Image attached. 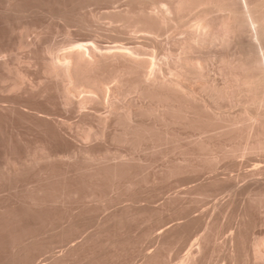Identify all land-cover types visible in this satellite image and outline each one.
<instances>
[{
	"label": "bare ground",
	"instance_id": "obj_1",
	"mask_svg": "<svg viewBox=\"0 0 264 264\" xmlns=\"http://www.w3.org/2000/svg\"><path fill=\"white\" fill-rule=\"evenodd\" d=\"M127 1L121 10L104 16L114 32L152 39L169 28L183 37L169 42L170 50L158 46L157 53L153 47L156 55L152 56L144 45H118L112 40L114 45L102 46L101 35L97 34V40L96 34L79 38L76 32L77 38H73L68 32V48L62 52L58 48L56 53L54 46H41L42 33H35L32 42H24L34 27L25 24L19 26L20 36L15 40L18 48L29 51L26 57L16 56L15 65L7 58L13 53V44L4 42L5 36L0 34V94L10 95L0 99L6 102L0 104V161H5L0 167V189L6 182L24 177L31 180L28 185L25 181L23 191L13 190L15 193L0 197V264H35L45 253L49 257L39 259V264H105L102 255L107 246L116 248L107 251L110 263H127L128 247H118L132 244L136 235L131 231L134 238H130L127 232L132 228L125 232L126 228L134 222L140 223L139 227L145 222L160 224L166 214L172 220V216L187 219L163 226L153 234L156 249L139 253L141 264H169L170 255L187 239L199 218L184 211L187 201L176 194L158 208L152 204L117 207L96 220L94 231L70 244L84 231L99 204H113L123 197L135 202L133 193L143 182L139 180L143 177L140 163L153 161L154 154L162 161L178 162H169L171 165H164L166 168L149 178L153 190L164 181L176 183L177 176L191 168L214 171L223 161H234L237 168L243 158L255 157L251 161L259 163L240 175L245 187L227 186L224 179L211 176L190 188L185 183L187 190L181 192L202 198L222 190L239 197L245 192L242 220L219 248L228 251L229 264H264V230L254 231L264 226V165L259 166L264 162V0ZM70 12L81 31L86 22ZM160 40L156 42L164 45ZM160 51L164 58L157 64L153 57ZM57 111L73 112L76 120L69 124L49 117ZM171 152L177 155L170 158ZM221 201L213 207L216 219L213 215L215 220L203 224L205 232L191 243L193 247L190 245L178 264L207 263L210 246L223 233L218 220L233 204ZM153 229L145 232L149 240ZM68 242L71 246L62 254L52 255L56 245Z\"/></svg>",
	"mask_w": 264,
	"mask_h": 264
},
{
	"label": "rangeland",
	"instance_id": "obj_2",
	"mask_svg": "<svg viewBox=\"0 0 264 264\" xmlns=\"http://www.w3.org/2000/svg\"><path fill=\"white\" fill-rule=\"evenodd\" d=\"M8 1L10 2V3H8ZM0 0V34H2L3 36H5V39H4V42H6L7 44L8 43H10L11 45L13 44V46H11L10 44V46L12 47V52L13 53H11V54H8L6 57L8 58V60L9 61H11L12 63H14L15 65H16V62H15V57L17 56V57H21V58H23V57H26V55H27V53H28V51H29V49L28 48H18L17 47V39H18V37L20 36V30H18V28H20L22 25H25V24H29L31 27H36L35 29H37V30H34V27L29 31V33L27 34V36H25L24 38H23V40H24V42H27L28 40V42H32L34 39H35V33L37 34V33H42V39H41V41H42V45L41 46H43V48H52L53 46H54V48H52L56 53H58V50L59 49H61V50H59V52L61 51H65L68 47H67V42L69 41V39H68V32L70 33V34H72L71 36L73 37V38H77V37H79V38H82V37H88V36H94L95 34V39L97 40L98 38H96V37H99V36H97V34L98 35H101V37H99V39L101 38V42H99V40H98V42L99 43H101L100 45H102V46H109L110 44L111 45H114L113 43H115V44H118V45H128V46H131V45H136V43H137V45L136 46H141L142 45V47H144L145 46V48L144 49H148V47H149V49H148V51H147V53L149 52V54H151V52L152 51H154V52H156V50H157V53H159V47L160 46H164V50H165V48H167L166 50H170V49H172V44L171 45H169V42L171 43L173 40H175L176 39V36H177V38L178 39H180V38H182L183 37V34L182 35H179L178 33H174L173 34V31L171 30V29H169V28H167V29H163L161 32H160V34H159V38H152V39H149V38H147V37H144L142 34L141 35H139V36H141V37H143V38H141V37H137V34H136V36H134L135 35V33H133V35H129V33H127V32H122V33H118V32H114V27H113V25L112 24H110V22L108 21V19H107V17H104V16H106V15H108V14H110V13H112L111 11H115L116 9H117V11L120 9L121 10V8H124L125 7V5H126V3L128 2L127 0H18V1H10V0ZM6 2V3H5ZM94 2V3H93ZM118 3V4H117ZM5 4V5H4ZM6 4H8V5H6ZM16 4V5H15ZM13 6V7H12ZM47 6V7H46ZM3 7L5 8V9H3ZM10 8V9H7V8ZM67 7V8H66ZM70 7L72 8V9H70ZM63 8H64V10H63ZM82 9V10H81ZM91 9V10H90ZM104 9V10H103ZM111 9V10H110ZM112 9H114V10H112ZM107 10V11H106ZM42 11V12H41ZM71 11V12H70ZM76 11V12H75ZM82 11H83V13H82ZM97 11V12H96ZM109 11V12H108ZM68 12H70V13H76L77 15H78V18H81L82 20H84L85 22H86V26L84 27V28H82L81 29V31H80V28L79 27H77L76 25H75V20H77V19H75L74 17H72V15H70V14H68ZM85 12V13H84ZM94 12V13H93ZM108 12V13H107ZM27 13V14H26ZM61 13V14H60ZM97 13H98V15H97ZM101 14V15H100ZM84 15V16H83ZM93 15V16H92ZM95 15V16H94ZM97 15V16H96ZM100 16V17H99ZM59 17H60V19H59ZM71 17V18H70ZM91 17V18H90ZM65 18V19H64ZM74 18V19H73ZM73 19V20H72ZM90 19V20H89ZM52 20V21H51ZM64 20V21H63ZM105 20H106V22H105ZM67 21V22H66ZM71 21H74V22H71ZM92 21H93V23H92ZM109 23V24H108ZM71 24V25H70ZM36 25V26H35ZM20 26V27H19ZM72 28V30H71V28ZM70 29V30H69ZM76 29V30H75ZM111 29V30H110ZM40 30L42 31V32H40ZM87 30V31H86ZM104 30V31H103ZM109 30V31H108ZM167 30V31H166ZM39 31V32H38ZM84 31V32H83ZM109 33H108V32ZM172 31V35H170V32ZM31 32V33H30ZM44 32V33H43ZM47 32V33H46ZM79 34V36H77V35H74V34H77V33ZM107 32V33H106ZM113 32H114V34H113ZM137 33V32H136ZM162 33H164V34H162ZM169 33V35H167L166 36V34H168ZM33 34V35H32ZM88 34V35H87ZM90 34V35H89ZM113 34V35H112ZM118 34H120V36L118 35ZM122 34H124V37H126V38H124L123 36H121ZM44 35V36H43ZM103 35V36H102ZM129 36V38H127V36ZM161 35V36H160ZM175 35V36H174ZM75 36V37H74ZM77 36V37H76ZM130 36H131V38H130ZM71 37V38H72ZM137 37V38H136ZM157 37H158V35H157ZM164 37V38H163ZM170 37V38H169ZM8 38V39H7ZM41 38V37H40ZM10 39L14 42H10ZM17 41H16V40ZM135 39V40H134ZM139 40V41H137V40ZM157 39H161L160 40V43H163L164 42V45L163 44H159V42H156L157 41ZM168 39V40H167ZM15 40V41H14ZM32 40V41H31ZM112 40H113V43H112ZM141 40V41H140ZM150 41V43H149V41ZM171 40V41H170ZM105 41V42H104ZM132 41V42H131ZM134 41H137V42H134ZM159 41V40H158ZM163 41V42H162ZM168 41V42H167ZM27 42V43H28ZM117 42H122L121 44H119V43H117ZM126 42V43H125ZM134 42V43H133ZM140 42V43H139ZM158 43V44H156V43ZM167 42V43H166ZM52 43V44H51ZM59 43V44H58ZM103 43V44H102ZM124 43V44H123ZM129 43V44H128ZM145 43V44H144ZM155 44V46H154V44ZM51 44V45H50ZM168 44V45H167ZM16 45V46H15ZM44 45L46 46V45H48V46H46V47H44ZM57 45V46H56ZM110 45V46H111ZM144 45V46H143ZM147 45V46H146ZM157 45V46H156ZM66 46V47H65ZM159 46V47H158ZM170 46V47H169ZM172 46V47H171ZM61 47V48H60ZM151 47H152V49H151ZM156 49V50H154V48ZM176 46H174V48H175ZM59 48V49H58ZM64 48H65V50H64ZM170 48V49H169ZM174 48H173V54H175V51H174ZM26 49V50H25ZM58 49V50H57ZM176 49V51L178 52V50H177V48H175ZM149 50H151V52L149 51ZM21 52H23V53H21ZM177 52H176V54H177ZM160 53H161V51H160ZM26 54V55H25ZM155 56L156 54H154L153 52H152V56ZM157 55H159L157 58H154L153 57V60L154 61H156L157 62V64L159 63V64H162L161 63V61L163 62V56H160V55H162V53L161 54H157ZM13 56V57H12ZM148 57H149V55H148ZM2 57L0 56V59H1ZM4 58H5V56H4ZM7 58H5V59H7ZM11 58V59H10ZM149 58H151V57H149ZM160 61V62H159ZM24 64H22V66H23ZM19 66L21 67V68H24V66L22 67L21 66V64H19ZM165 74V73H164ZM5 93H3L2 95L0 94V99L1 98H4V97H9L10 95L9 94H6V96L4 95ZM4 95V96H3ZM9 95V96H8ZM11 96H12V94H11ZM126 98H123V99H119L118 100V102L119 103H123V100H125ZM3 103V105H5L6 104V102H5V104H4V102H0V104H2ZM236 111V110H235ZM104 112V110L102 109V110H100V113H103ZM228 112V111H227ZM230 112V111H229ZM232 112H233V110H232ZM64 113V114H63ZM99 113V112H98ZM68 114V116H66ZM56 115V116H55ZM49 117H53L52 119H56L57 118V121H62V120H64V121H67V122H69V124L71 123H73V121H75L76 120V117H75V114L72 112H63V111H57L56 113H54L53 115H51V116H49ZM58 117H59V120H58ZM62 119V120H61ZM63 121V122H64ZM71 121V122H70ZM67 122H65V123H67ZM4 125H6V127L7 128H9L10 129V127H8L7 125H9V124H4ZM22 125V124H21ZM66 125H68V124H66ZM10 126V125H9ZM16 126H20V123H19V125H16ZM171 153H172V156H171ZM170 153V158H173V156L175 157L176 155H177V152H171ZM175 154V155H174ZM158 154H154L153 155V157L155 158V159H153V161H142V163H140V164H142L141 166H142V175L141 176H143V177H139V180L141 181V180H143V182L141 181V185L134 191V193H133V197L135 198V202H132L131 203V199H129L128 198V200L127 201H125L126 199H127V197H123V198H125V199H123V200H121L120 198V200H118L117 202H113V204L112 203H105L106 201H104L102 204L103 205H101V204H99L98 206H99V208H98V210H96V211H94V213H91V220H89L87 223V226L85 227V229H84V231H85V233H84V231L83 232H81L80 233V235L78 234L77 236H75V238L73 239V240H75V241H70V242H68L67 244H63V245H56V247H54V250L53 251H51V253H52V255H54V254H56V256H58V255H60V254H62L69 246H71V245H75V244H77L78 243V241H81L83 238L82 237H85L87 234L86 233H90V232H92V231H94L95 230V222H96V220L98 219V218H103L105 215H107V214H109L110 212H112V211H114L115 209L117 210L118 208H122V207H124L125 206V204L128 206H130V205H134V206H145V205H150L151 206V204H152V206H153V208H158V207H160L161 205H163V203H165V201H166V199H167V197L169 196V197H172V196H174L175 194L176 195H179L182 199H184L185 201H187L186 202V204H184V211H185V209H186V211L185 212H188L189 213V216L191 217V216H194V217H192V218H197V217H199L196 221H195V226L193 227V229H194V231H193V229H192V234L190 233V235L187 237V239L186 240H184V242L182 241V242H180L179 243V245L177 246V249L175 250V252L173 251V253L170 255V257L172 258V260H170L171 258H169V260L171 261H169V264L171 263V264H178V263H180L179 261V259L181 258V257H183V256H185L188 252H189V248H191L190 247V245H191V243L193 244V242L195 241V240H197L204 232H205V226L203 225L205 222H209V221H213V219L215 218L216 219V214H217V212H216V208H213L214 207V204L215 205H217L216 203L218 202V200L220 201V199L222 200L221 202L222 203H225L224 201H229V200H231L232 201V205H230V207H229V209L227 210L228 211V213L226 212L223 216H221L220 218H219V220H218V223L219 224H221L224 228H223V233H221V235H220V237H218V241H216V244L214 245V244H212L211 246H210V248H209V251H208V255H207V263L206 264H229V262H228V258H227V256H228V251L226 250V248H219V244L221 243V244H223V241H225V240H227L229 237H230V235H231V233H233L235 230H236V228L238 227V225L240 224L239 222H241V220H242V213H243V210H244V208H245V206L244 205H247V202H246V200H247V196L245 197V195L244 194H246L245 192H241L242 194H240V197L238 196V195H236V196H234V194H232V192L231 191H229V190H222V191H218L217 193L216 192H214V193H212V194H210V195H208V196H205V198H204V196H203V198L202 197H200V196H198V194H195V196H194V194L193 195H187L185 192L183 193V191L181 192V190H187L186 188H187V185H188V188H190V187H192V185H194V184H196V183H201L202 181L204 182V181H206L207 179H209V178H211V176H217L218 178H220V179H224L223 181H224V183L227 185H231V184H236V185H239L238 187H240V185H241V187H245L246 186V184H244V183H246V181L245 180H243L242 178H240V175L242 174V173H246L247 171H250V170H252L256 165H257V162L259 163V161H251L252 160V158L253 159H255V157H245V158H243V160H242V158H238V160L240 161V159L242 160V161H240V164H239V167L237 166V168H236V166H234V161H229V162H225V161H223L224 163H222V162H220L219 164H221L222 163V165H220V166H217V167H219V168H216V170H214V171H209L208 172V170H204L203 172L202 171H198V169H196V168H191V169H189V171L185 174H183V176H182V174L181 175H179V176H177V179H178V181H175L176 183H174V182H172V181H164L162 184H160L157 188L158 189H156V190H153V185H152V183H150V185H149V183H148V180H150L151 178H152V176L154 175V174H156V173H159V171L161 172L162 170H163V167H165L164 165H166V166H169V164L171 165V163H169V162H172V161H162L159 157L160 156H157ZM158 157V158H157ZM159 159V160H158ZM155 160V161H154ZM157 160V161H156ZM161 160V161H160ZM60 161H58V163H59ZM143 162H145V163H143ZM151 162V163H150ZM178 162V161H177ZM176 161L174 162H172V164H174V163H177ZM181 162V161H180ZM179 162V163H180ZM237 162V161H236ZM241 162H243V164L241 165ZM261 163H263L262 165H259V166H263L264 165V162H262V161H260ZM4 163H5V161H0V167L1 166H3L4 165ZM231 163H233V164H231ZM239 163V162H238ZM256 163V164H255ZM260 163V164H261ZM253 164H254V166H253ZM240 165L242 166V169H241V167H240ZM252 165V166H251ZM247 166V167H246ZM249 167H250V169H249ZM253 167V168H252ZM166 168V167H165ZM252 168V169H251ZM162 169V170H161ZM193 169V170H192ZM226 169V170H225ZM246 169H249V170H246ZM197 172H196V171ZM195 173H194V172ZM239 171H240V174H239ZM242 171V172H241ZM244 171V172H243ZM246 171V172H245ZM205 172V173H204ZM212 172V173H211ZM236 172V173H235ZM191 174V176H190V174ZM217 175H216V174ZM144 174V175H143ZM189 174V175H188ZM194 174H197V175H194ZM139 175V176H140ZM188 175V176H187ZM208 175V176H207ZM190 176V177H189ZM235 176V177H234ZM179 177H180V179H179ZM197 177V178H196ZM225 177V178H224ZM231 177L233 178V180L231 179ZM238 177V178H237ZM25 178V177H24ZM24 178H22V179H20V180H18V181H15V183L14 182H9V183H11V184H9L8 182H6L4 185L6 186V187H4V185H2L3 186V188H2V186H1V189H0V197H2V196H5L6 194L7 195H9V194H12V193H15V192H19V191H23V189H25V187L28 185V184H30L29 182L31 181L30 180V177H26L25 179ZM150 178V179H149ZM204 178V179H203ZM207 178V179H206ZM235 178H236V180H235ZM240 178V179H239ZM144 179H147V181L146 180H144ZM187 179V180H186ZM227 179V180H226ZM237 179H239V180H237ZM195 180V181H194ZM243 180V181H242ZM25 181H28V182H26V184H25ZM198 181V182H197ZM201 181V182H200ZM230 181H232V182H230ZM237 183H236V182ZM19 182V183H18ZM171 182V183H170ZM190 182V183H189ZM193 182V183H192ZM17 183H18V185H17ZM22 183V184H21ZM147 183V184H146ZM169 183V184H168ZM185 183H187V185L185 184ZM243 183V184H242ZM171 184V185H170ZM178 184V186H176ZM180 184V185H179ZM21 185V186H20ZM144 185H147V186H144ZM164 185H166V186H164ZM227 185V186H228ZM243 185V186H242ZM10 186V187H9ZM17 187L16 189L14 188V189H11V187L13 188V187ZM168 186V187H167ZM170 186H171V188H170ZM186 186V187H185ZM9 187V188H8ZM21 187L23 188V189H21ZM141 187V188H140ZM172 187H174V188H172ZM176 187H177V189H176ZM181 187H184V188H181ZM19 188V189H18ZM166 188V189H165ZM181 188V189H180ZM11 189V191H9ZM139 189V190H138ZM15 191V192H12V191ZM159 190V191H158ZM175 190V191H174ZM179 190V191H178ZM149 191V192H148ZM12 192V193H11ZM145 192V193H144ZM152 192V193H151ZM163 192V193H162ZM6 193V194H5ZM136 193V194H135ZM170 193H172V194H170ZM183 194H186L185 196H182ZM111 196L110 197H113L114 196V194H110ZM143 195V196H142ZM232 197H231V196ZM247 195V194H246ZM193 196H194V199L196 200V199H198V198H200V199H198V201L196 200V202L194 201V199H192L193 198ZM197 196H198V198H197ZM211 196V197H210ZM160 197V198H159ZM207 197V198H206ZM222 197V198H221ZM229 197V198H228ZM133 198V199H134ZM139 198V199H138ZM149 198V199H148ZM186 198H187V200H186ZM201 198L203 199L202 201H201ZM209 198V199H208ZM218 198V199H217ZM245 198V199H244ZM192 200V201H191ZM108 201V200H107ZM136 202H138V203H136ZM143 202V203H142ZM193 202H194V204H193ZM221 202H219V203H221ZM243 202H244V204H243ZM134 203H136V204H134ZM196 203V204H195ZM119 204V205H118ZM193 204V205H192ZM101 205V206H100ZM156 205V206H155ZM200 205V206H199ZM242 205H243V207H242ZM151 206V207H152ZM74 208H72V209H74L75 210V206H73ZM112 207V208H111ZM118 207V208H117ZM216 207V206H215ZM77 208V207H76ZM105 208V209H104ZM107 208V209H106ZM189 210H188V209ZM100 209V210H99ZM213 210V211H212ZM215 210V211H214ZM233 210V211H232ZM98 211V212H97ZM110 211V212H109ZM207 211V212H206ZM96 212V213H95ZM215 212H216V214H215ZM262 212V211H261ZM261 212H259L258 211V214L259 213H261ZM103 213V214H102ZM205 213V214H204ZM213 213V214H212ZM97 214V215H96ZM102 214V215H101ZM227 214V215H226ZM93 215V216H92ZM197 215V216H196ZM207 215V216H206ZM213 215H214V218H213ZM200 216H202V217H200ZM225 216H226V218H225ZM59 218V217H58ZM57 218V219H58ZM165 218H166V220H165ZM172 218H173V220L171 219V216H169V215H167L166 214V216L164 215V217H163V222L162 223H160V224H155V222H152L151 224H148V222H145V223H147L146 225H145V223H141V226L139 227V225H140V223H136V222H134V225H133V223L132 224H130L127 228H126V231L125 232H127L129 229H131V230H129L127 233L128 234H130L131 233V231L133 232V231H135V232H133V233H131V234H133V235H136L135 236V238H134V236L133 235H131V237L130 238H134V242L132 243V244H128V243H126L125 245L123 244H121V245H119V247H118V249H126V247H128L127 249L129 250H126V254L125 255H127V256H124V257H127L128 259H129V261L126 263V262H124V260H122L123 261V263H121V261L120 260H118V261H115L114 263H110L109 262V254H108V249H111L110 251H114V250H116V248L115 249H112V248H108V246L107 247H104V249H107V251H105L104 250V253H103V255H102V258H104V259H102V261H103V263H105V264H116V262H118L117 264H141V262H142V255L139 253V251L140 250H143L142 252V254H147V252L148 253H151L152 251H154L156 248V243L153 241V239H154V235H156V233H158V232H160L162 229H165L166 227H168L167 225H173L174 223H178V222H180V223H183V222H185L186 221V217H173L172 216ZM179 220H181V221H179ZM186 218V219H185ZM202 218V219H201ZM212 218V219H211ZM257 218H259V215L257 216ZM94 219H95V221H94ZM156 219V218H155ZM184 219V220H183ZM205 219V220H204ZM209 219V220H208ZM214 219V220H215ZM241 219V220H240ZM175 220V221H174ZM178 220V221H177ZM94 221V222H93ZM93 222V223H92ZM173 222V223H172ZM136 223V224H135ZM150 223V222H149ZM164 223V224H163ZM168 223V224H167ZM238 223V224H237ZM95 224V225H94ZM139 224V225H138ZM200 224V225H199ZM90 225V226H89ZM136 225V226H135ZM153 225V226H152ZM226 225V226H225ZM95 228H94V227ZM138 226V227H137ZM148 227V228H146V227ZM150 226V227H149ZM164 226V227H163ZM200 226V227H199ZM203 226V227H202ZM134 227H137V228H134ZM163 227V228H162ZM264 227V226H263ZM262 226H261V228H260V226L259 227H257V228H255L254 229V231L255 232H259L261 229L262 230H264V228H263ZM89 230H88V229ZM149 228H155V229H153V233H152V237H150V240H149V238H146V233H147V231H148V229ZM162 228V229H161ZM226 228V229H225ZM196 229V230H195ZM156 230V231H155ZM204 230V231H203ZM201 231V232H200ZM130 232V233H129ZM146 232V233H145ZM82 233H84L83 235H82ZM134 233H136V234H134ZM128 234H125V235H128ZM154 234V235H153ZM85 235V236H84ZM130 235H128V236H130ZM137 235H138V237H137ZM79 236H81V237H79ZM145 236V237H144ZM223 236V237H222ZM126 237V236H125ZM138 239H137V238ZM143 237V238H142ZM222 237V238H221ZM77 238H80V240L79 239H77ZM197 238V239H196ZM224 238V239H223ZM76 239H77V243H76ZM192 239V240H191ZM191 240V241H190ZM148 241V242H147ZM153 241V242H152ZM188 241V242H187ZM219 242V243H218ZM69 243L71 244V245H69ZM74 243V244H73ZM137 243V244H136ZM151 243V244H150ZM182 243V244H181ZM144 244V245H143ZM154 244V245H153ZM218 244V245H217ZM220 244V245H221ZM153 245V246H152ZM58 246V247H57ZM126 246V247H125ZM131 246V247H130ZM192 246V245H191ZM63 247V248H62ZM124 247V248H123ZM130 247V248H129ZM141 247H143V248H141ZM187 247V248H186ZM193 247V246H192ZM181 248V249H180ZM64 249V250H63ZM218 249H220V251L218 250ZM151 250V251H150ZM223 252H222V251ZM109 251V252H110ZM131 251V252H130ZM106 252H107V256H105L106 255ZM120 252H121V250H120ZM133 252V253H132ZM182 252V253H181ZM176 253V254H175ZM184 253H186V254H184ZM224 253V254H223ZM49 254V253H48ZM47 253H45V256L46 255H48ZM129 254V255H128ZM177 255V256H176ZM179 255V256H178ZM212 255V256H211ZM42 257L40 258V256L38 257V259L36 260V262H35V264H39L40 262L39 261H41V259L43 260H45L46 258H48L49 257V255H48V257L46 256V258H44L45 256H44V254L43 255H41ZM104 256V257H103ZM226 256V257H225ZM108 259H107V258ZM126 258V259H127ZM139 258V259H138ZM178 258V259H177ZM212 258V259H211ZM225 258H227V259H225ZM40 259V260H39ZM124 259V258H123ZM223 259V260H222ZM39 260V261H38ZM104 260H105V262H104ZM177 260H178V262H177ZM108 261V263H106ZM39 262V263H38ZM177 262V263H176ZM213 262V263H212ZM228 262V263H227ZM42 263H44V262H42Z\"/></svg>",
	"mask_w": 264,
	"mask_h": 264
}]
</instances>
